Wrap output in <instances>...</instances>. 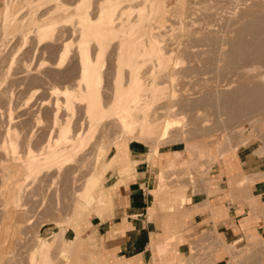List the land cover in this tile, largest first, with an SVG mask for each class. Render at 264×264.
<instances>
[{"label": "rangeland", "instance_id": "1", "mask_svg": "<svg viewBox=\"0 0 264 264\" xmlns=\"http://www.w3.org/2000/svg\"><path fill=\"white\" fill-rule=\"evenodd\" d=\"M7 1L11 6V15H16L17 18L12 22H6L8 24L5 25L0 17V30L4 31H0V132L3 131V126L7 125L6 122L8 123L10 107H14L13 113H15L17 121L23 120L26 124V130L21 133L20 137L21 143L25 142L21 144L23 147H21V153L25 156L20 154L24 156V159L26 158V151H24V148L25 145L27 146L26 141L28 140L29 142V139H27L24 133L33 129L36 135L33 137L34 139L32 138L30 140V145L33 147L34 153L38 156V153H40L44 145L47 144V141L44 140H47L48 132L51 133L48 136H54V139L52 138L53 142L58 141V129L54 127V115L58 105L60 106L58 120L62 124L69 120L73 127L70 132L72 139L70 138L68 141L63 142L64 146L67 143L66 150H68L67 152L64 150V154L60 155L57 159H60L62 156L61 159H63L65 155L69 154L74 155V159L64 166V168H61L62 170L60 169V171L55 169L57 165L54 163H43L45 165L43 168L45 167L46 170H44V168V171L40 172L39 176L37 173V175H26L27 177L25 178L24 166L21 163L17 164L16 167H19L21 170L18 179L25 185L22 191V199L19 200L16 206L9 197L2 194L3 191H1V189L4 188L1 182V173L6 171L9 166L4 167L1 163L2 160H0V232L5 226L8 227L7 240L3 246H0V264H32L31 255L33 252L38 251L37 244L39 240L41 238L46 240L49 237H54L53 235L56 233L57 228L68 227L77 212L84 211L85 208L82 207V205L87 204L84 196L88 191L92 190L93 185L96 183L95 177L99 170V167L96 168V164L99 159L101 160L103 153L110 147L103 157V160H108L114 151V144L120 148L125 146L129 140L136 141L130 137H118L120 134V127L117 119L114 117V112L120 108V102L125 95L124 92L128 88L129 78L126 76L130 77L133 71L132 66L127 63L126 51H124L123 48L117 47L116 45L118 44L120 46L121 44H126L128 40L133 39L140 40V42H147L154 39L150 35L151 32L156 31L155 34H160V37L157 39H160V41H156V43L158 45L159 43L161 44L160 47H162L160 52H163L159 53L158 56L155 55L158 58L154 56L153 59V57L150 56L151 58L149 57L146 60L145 65L142 67L141 75H143L144 80L145 78L149 80L155 77V80L160 82L159 86L165 91V96L154 105H148V107H150V118L154 120V122L149 121L146 123L144 131L149 138L144 141L143 139L138 140L142 141V143L144 142L147 147L152 150L155 149L154 147L156 146L154 150L156 154H158L159 148L178 149L170 154H166V162L160 173V182L159 173L157 175L158 186L152 190H157L156 195L158 197L162 194V196L167 198H175L179 188L185 192L182 200L186 199L185 194H187L189 189H193V191L207 190L210 194L214 192L216 189L211 190L213 184L216 183V180L222 181L220 175H214L218 173L219 170L217 165L221 164L220 154L223 151L224 159H227L231 151L237 148L236 146L234 148L235 142L238 147L248 144H253V147L259 146L262 152H264V103L260 105V110L259 107L257 108L260 113L255 110V112H251L249 115L244 114L243 116L241 115L240 118H238L239 116L237 118L235 117L234 120L222 106L216 103L185 108L180 104V100H177L184 95L190 97L194 92L201 90L206 79H210V81L206 80L207 82L205 83H210L215 79H212V77H216L213 75H217V71L211 72L210 70L199 68L204 62H201L203 60V52L202 57H200L201 53H195L198 51V48L199 50L201 49L200 52L203 51L202 48L204 45H196L197 47L195 45L192 46L191 44L194 43L192 37L195 38V34L189 35L191 33L187 30L189 26L195 28L202 23V19H200L201 12H199L202 9L201 0H177V4H175L176 0H156L153 8L150 6L151 2L149 0H139L141 4H139V1H136L134 4L136 8L133 5L132 8L127 7L119 11L120 16L115 19V22L119 24V27L122 23L125 25L121 28L116 27L114 29L120 36L117 34V38L111 37V39H109L110 41L108 40L110 43L107 42L108 44L106 43L107 45L104 47V49H106L104 50L105 52L101 61V77L96 90L98 106L99 108H104L106 111L105 117L102 119L98 109L90 115L87 114L86 111L84 112V105H86V103L80 101L76 102V107L72 110L67 109L64 105L65 95L63 89L66 85L70 88L71 86L76 87L75 85L77 84L75 83L79 82V79H76L79 78L78 71L80 70V60L78 61V46L81 39L77 37L80 31V26L76 23L78 12H82L80 10H83L82 8L88 4L92 15L90 16L94 18L98 15L100 9L107 3L106 0H85L87 2L89 1L87 4H82L81 0H59L54 2L53 0ZM230 1L231 0H229V2ZM238 1L240 0H235V2ZM229 2L227 1L225 5L232 8L233 4H229ZM52 5L54 6L52 7ZM236 5H234V9ZM240 5L241 4L237 6ZM139 7L144 9V12H141L142 18L139 16L140 12L137 10ZM177 7L180 8L178 9ZM175 8H177V11ZM233 8L229 10H234ZM151 9H153V16L151 15ZM196 12H198V15L195 14ZM143 13L147 14V17H145L146 15L144 14V16ZM44 14L46 16H44ZM65 17L72 18L66 21L64 19ZM198 18L200 22H198ZM117 19H121V21H116ZM51 20H58V24H56L55 28V31L58 32L54 31L53 36L41 39L37 35V26ZM65 23L67 24L65 25ZM169 24L170 26L168 27ZM67 25H70V27ZM24 26H28L27 29L24 30ZM152 26L158 27L153 28ZM59 27L61 28L60 30L58 29ZM71 29L74 31L72 32ZM187 31L188 34H185ZM23 34H26V38L23 37ZM161 34L164 36H161ZM54 36L57 37L55 38ZM187 37L192 43L189 42ZM186 38L190 43H188L189 46H187V48L190 47L191 49L189 48L188 53L186 48L187 51L185 50V52L189 55L184 54L181 50L182 48H180L183 46L181 45L182 41H184V39L186 40ZM165 44L166 47L164 48L163 46H165ZM66 45H68V52L63 54L62 51ZM95 47H97V43L93 42V44H91L92 54L97 52V48ZM226 47H228V45H226ZM190 54H193L194 57ZM147 56L148 55H146V57ZM194 58L197 60H194ZM115 61L117 62L116 64ZM140 63L141 62L138 63L137 60L133 65ZM196 63H198V66H196ZM192 64H194L195 67ZM190 65L193 66L194 70ZM234 66L237 67V65ZM187 67H190L191 71L187 69ZM196 67L198 68L195 69ZM236 67L232 68V70L231 68L222 69L224 72H228L225 73L226 76L223 75L222 78L228 77L224 78L226 80L235 79L234 76L236 77L237 75L232 71L236 72ZM226 69L230 71H225ZM203 70L210 72L205 73ZM103 71L105 73L104 75ZM219 72L221 71L219 70ZM125 79H128V81H125ZM124 82L127 83L124 84ZM235 84L237 85V83L234 82L231 86L235 87ZM111 87L115 89L111 90ZM232 87H230V89ZM112 92L119 93H114L115 95H113ZM146 92L150 93V90H146ZM187 93L190 94L188 95ZM200 93L198 92L199 96ZM112 95L115 98H113L114 100L112 99ZM195 95L197 94L194 93L192 96ZM146 96L147 94L144 95V97ZM27 108L30 109V111ZM137 113L142 115L141 110H138ZM14 119L16 120V118ZM2 121L4 123H2ZM154 123L157 124V129L155 131L151 129ZM79 132L81 134L83 133V137L78 136ZM226 134H231L232 136ZM227 136L230 137V141L227 140L229 139ZM1 137L2 136H0V158L2 152V157L5 155L1 146ZM74 139L76 141L79 139V143L77 142L76 144ZM42 140L45 143H43ZM242 140H245L246 143H243ZM69 142H71L70 146L72 147H68L70 144ZM42 144L43 147L40 148ZM101 148H104L103 153H101ZM42 161L43 160L38 162ZM52 166H54V169ZM35 168L36 167L33 168V172ZM106 175L107 178L104 180L103 187L108 179V172ZM228 182L232 186L231 179L228 180ZM234 200L237 199L234 198ZM6 203H9V207H6ZM234 226L237 232L236 224H234ZM241 237L243 238L241 239ZM234 240L236 241L235 244H233ZM180 241H182L181 237ZM230 244L233 245L232 249H235V253L238 254L235 259L228 253L227 247H230ZM168 252L171 254V251ZM59 253L62 257L66 258L67 253L63 250L59 252V242H56L51 251L52 257L54 258L53 264H56L55 260L57 258H55V256L57 257ZM217 254L220 256L224 255L225 258L219 264H264V236L260 235L258 232H251V230H245L242 235L232 238L229 237L228 240H226L220 231H215V235L193 236L188 251L185 253L177 252V254L168 258L167 263L216 264L218 261V259H216ZM162 260L163 259L160 257L158 258L159 262H162ZM155 261L158 262L157 259ZM48 263L49 262L46 261V263L44 262L41 264Z\"/></svg>", "mask_w": 264, "mask_h": 264}, {"label": "bare ground", "instance_id": "2", "mask_svg": "<svg viewBox=\"0 0 264 264\" xmlns=\"http://www.w3.org/2000/svg\"><path fill=\"white\" fill-rule=\"evenodd\" d=\"M54 1H59V0H53V2ZM81 1H82L81 2L82 4H87L89 2V1L87 2L85 0H81ZM136 1H139V0H106L107 3L100 9V12L98 13L97 16L95 15L96 17H94V18L91 17L92 15H91L90 8H89L88 4L82 8L83 10H80L82 12H80V13L78 12L76 23H78V25L80 26V28L78 27L80 29V31L78 33L79 36H77V37H79L81 39H80V43L78 46L79 56L77 55L79 58V59L77 58L78 61L80 60V70L78 69L79 70L78 71L79 72V78H76V79H79V82L75 83V84H77V85H75L76 87L71 86V88H70L69 86L66 85L65 88L63 89L64 95H65V98H64L65 104L64 105L67 109L72 110L74 107H76V102L80 101V102L86 103V105H84L85 106L84 112L86 111L87 114L90 115L91 113L96 111V109H98L100 111L101 119L103 117H105L106 111L104 110V108H99L98 102H97V96H96L97 86L99 84V80L101 77V61H102L103 54L105 52L104 50L106 49V48L104 49V47L108 43H110V42H108V40L111 39V37H116L119 35L118 33H116V31H114V29L116 27H119L118 26L119 24H117V22H115V19L120 16L119 11L123 10L127 7L132 8ZM145 1H148V0H145ZM149 1L151 2L150 6H152V8H153L154 4L156 3V0H149ZM227 1L229 2V0H201V3H202L201 8L202 9H201V11H199V12H201V16L200 15L199 16H200V19H202V23H200L195 28H193L189 25H188L189 28H187V30H189V33H191L189 35L195 34V38L192 37L194 43L191 45L192 46L193 45H195V46L196 45H204V47L202 48L203 51L200 52L201 49L199 50V48H198L197 52L195 51L196 52L195 54H197L198 52H199V54L201 53L200 57H202V52H203V60L201 58L197 57L198 59L202 60L201 62L204 61L203 65H201L202 64L201 62H199V63H201L200 64L201 66L199 68H202L205 70H210L211 72L217 71L216 72L217 75H213L216 77H212V79L213 78H215V79H213V80L211 79L212 81L210 83L209 82L205 83L207 81H210V79H208V80L206 79L207 81L205 80L204 84L202 83L203 88L201 87V90L194 92L197 95L192 96V95H194V93L192 95H190V97L187 95H184L177 100H180V104L182 105V107H185V108H191L193 106H200V105H205V104L216 103L217 105L222 106L235 120V117L237 118L239 116L238 118H240L241 115L242 116L244 114L249 115V113L255 112V110L259 112L260 105H263V103H264V0H240L238 2H235V0H231L229 2V4H231V3L233 4L232 8L234 7V5H236V3H237V5L241 4L240 6L236 5L235 9L233 8L234 10H229L232 8L225 5ZM139 4H141V2ZM175 4H177V0H176ZM178 5H180V4H178ZM53 6L54 5H52V7ZM137 6H139V5H137ZM135 8H136V6H135ZM177 8H175L176 11H177ZM137 10L140 12L139 16H141V18H142L141 12L144 9L142 7H139V8H137ZM173 10H174V8H173ZM199 10H200V8H199ZM97 11H98V9H97ZM47 12H49V11H47ZM125 12H127V11H125ZM133 12H134V10H133ZM152 12H153V9H151V15L153 16ZM224 12H226V13H224ZM62 13H60V14H62ZM145 13H143V15ZM148 13H149V11H148ZM193 14H194V12H193ZM195 14L198 15V12H196ZM57 15H59V14H57ZM145 15L144 16L147 17V14H145ZM44 16H46V15L44 14ZM174 16H176V15H174ZM0 17L3 20L5 25L8 24L6 22H8V21L12 22L17 18L16 15H11V6L9 5L7 0H0ZM145 17H143V18H145ZM71 18L65 17L64 19L66 21H68ZM118 20L121 21V19H117L116 21H118ZM178 20H179V18H178ZM198 20H199V18H198ZM122 21H124V20H122ZM57 22H58V20H51V21H48L46 23H41L36 28L37 35L41 39L53 36L55 28H56V24H58ZM198 22H200V20ZM192 23H195V22H192ZM66 24L67 23H65V25ZM68 24H70V23H68ZM186 24H187V22H186ZM124 25L125 24L122 23L119 28L123 27ZM190 25H192V24H190ZM67 26L70 27V25H67ZM169 26H170V24L168 25V27ZM27 27H25L23 29L25 30V29H27ZM60 27L58 28L59 30L61 29ZM155 27H158V26H155ZM155 27H153V28H155ZM62 28H63V26H62ZM167 30H169V29H167ZM71 31H72V29H71ZM169 31H171V30H169ZM55 32H58V31H55ZM155 33H156V31L151 32V34H150L151 37L154 38L155 40L152 39L151 41L140 42V40L133 39V40H128V42L126 43L127 46H126V44H123V45L121 44L120 46H119V44L116 45L117 47L123 48V50L126 51L125 53L127 55V59H126L127 63H128V65L132 66V69H133V71L130 74V77L126 76L127 78H129V83H128L127 90L126 91L124 90L125 95H124L122 101L120 102V108L114 112V117L117 119V122L119 123V127H120V134L118 135V137H130L131 139H134V140L143 139V141L145 139H148L149 137L145 134V131H144L145 127H146V123L149 121L154 122V120H152L150 118V114H149L150 107H148V105H154L157 101H160L161 98H163L165 96V91L163 90V88H161L159 86L160 82L156 81L155 77H153L149 80H147L145 78V80H144L143 75H141L142 67L145 65L146 60L150 56H152L154 59L155 55L158 56L159 53L163 52V51L160 52V49L162 47V46L160 47L161 44L159 43V45H158L156 43V41H160V39L157 40L158 37H160L159 36L160 34H158V33L155 34ZM185 34H188V31ZM0 35H1V33H0ZM23 35H24L23 37L26 38V34H23ZM161 36H164V35L161 34ZM62 37H63V35H62ZM69 37H71V36H69ZM187 38H186V40L184 39V41H182L181 45H183V46L180 47V48H182L181 50L184 52V54L189 53L190 47L187 48V46H189V44L192 43V41H190L188 38V40L190 42L189 43L187 41ZM161 41H163V40H161ZM57 42H58V38H57ZM62 42H63V40H62ZM93 42L97 43V47H95V48H97L96 49L97 52H95L94 54H92V51H91V44H93ZM148 42H150V43H148ZM226 45H228V47H226ZM63 47H64V45H63ZM163 47L165 48L166 44ZM174 48H172V49H174ZM186 48L188 50V53L185 52ZM116 51H117V49H116ZM166 51L170 52L169 50H166ZM62 52H63V54H66L68 52V45H66L65 48H63ZM117 53H119V52H117ZM190 53H191V51H190ZM146 55H148V56L146 57ZM190 55L192 57H194L193 54H190ZM157 56H155V58H158ZM189 58H190V56H189ZM137 60H138V63L139 62H141V63L133 65ZM191 60H193V59H191ZM194 60H197V59L194 58ZM116 63L117 62L115 61V64ZM193 63H194V61H193ZM192 65L194 66V64H192ZM234 65H237V67ZM193 66L190 65V67L192 69H193ZM196 66H198V63H196ZM190 67H187V69L190 70L191 69ZM234 67H236V72L235 71H232V72H234L235 75H237L236 76L237 78L235 76H234L235 79H232V80L224 79V78H228V77L222 78L223 75L226 76L225 73H228V72H224V70H222V69L231 68V70H232V68H234ZM197 68L198 67H196L195 69H197ZM111 69H113V68H111ZM205 70H203V72ZM219 70L222 73L223 72L224 73L222 74L221 72H219ZM227 70L228 69H226L225 71H227ZM105 71H106V69H105ZM210 71H208V72L205 71V73H209ZM228 71H230V70H228ZM78 72H77V74H78ZM104 74L105 73L103 71V75ZM110 76H111V74H110ZM230 79H231V77H230ZM125 81H128V79L127 80L125 79ZM234 82L237 83V85L235 84L236 86L232 87L231 85H232V83L234 84ZM125 83H127V82H124V84ZM110 86H112V85H110ZM230 87H232L233 89L232 88L230 89ZM113 89H115V88H113ZM113 89L111 87V90H113ZM146 90H150V93H147ZM116 91H117V89H116ZM198 92L199 93L201 92L200 96H199ZM97 93H98V91H97ZM112 93H113V95H115L117 92L116 93L112 92ZM146 94H147V96L144 97V95H146ZM187 94L189 95L190 93H187ZM98 97H99V94H98ZM113 98H114V96L112 97V99ZM118 98H119V96H118ZM113 105H115V104H113ZM11 107H10V113H8L9 114L8 123L6 122L7 125L3 126L4 129H2L3 130L2 132H0V134H1L0 136H2L1 137V146H2L4 154H5L2 157L3 152L1 151L2 152V154H1L2 159L0 158V160H2L1 163L3 164L4 167L9 166V168L6 171H3L1 173V182H2V185L4 188V189H1V191H3L2 194L4 196L9 197L11 199L12 203L13 204L15 203L14 205L16 206L18 204L19 200L22 199V191H23V188L25 185L24 183L20 182L21 180L18 179L20 176L21 170L19 167H16L17 164L21 163L24 166V169H25L24 178L27 177L26 175H32V174L37 175V173L39 176L40 172L46 170L45 167H44L45 169L43 168V166H45L43 163H46V162H47L46 164H50V163L56 164L57 166L55 165L56 166L55 169L60 171L61 168H64V166H66L68 163H70L71 160L74 159V155L69 154V153H68L69 155L64 156V158L67 156L65 159L64 158L61 159L63 156L60 158L61 160L57 159V158H59L60 155L64 154V150H66V148H67V146H66L67 143L64 146L63 142L68 141L70 138L72 139L70 132H71L73 126L71 125V122L69 120L67 122H65L64 124H62L58 120V112H59L60 106L57 105L56 112L54 115V124H55L54 127H56L58 129V135H57L58 141L53 142L52 138L54 136L53 137H51L52 135L48 136L49 134H51L50 132H48L47 140L46 139L44 140V141H47V144L44 145V147H43V144H42V146H40V148L41 147H43V148L41 149V152L38 153V156H37L33 151V147L30 145V140L33 137H35L36 132L33 129L29 130L30 132L26 131L27 133H24V134L27 136V139H29V142H28V140L26 141L27 146L24 144L25 145L24 151H26V158L24 159L23 157L25 155L23 153H21V147H22L21 144H23L25 142L21 143L20 137H21V133L25 132V130H26L25 129L26 124L24 123L23 120L20 121L18 119L19 121H17V117L15 116V113H13L14 107H12V108ZM104 107H105V105H104ZM258 107H259V110H257ZM28 110L30 111V109H28ZM138 110L142 111V115L137 113ZM254 114H256V113H254ZM18 116H19V114H18ZM14 118H16V120ZM256 119H254V120H256ZM258 121H259V119H258ZM4 122H5V120H4ZM4 122L2 121V123H4ZM0 124H1V122H0ZM250 124H252V123H250ZM156 125L157 124L154 123V125L151 126V129H153L155 131L157 129ZM34 126H35V124H34ZM231 132H232V130H231ZM80 134L81 133L79 132L78 133L79 137L82 136L83 133L81 135ZM25 135H24V137H25ZM226 135H229V134H226ZM229 136H227V138ZM262 137H263V135H262ZM78 140L77 141L75 140L76 144H77V142L79 143ZM227 140L230 141V137ZM42 141H41V143H42ZM44 141H43V143H45ZM239 142H241V141H239ZM242 142L246 143L245 140H242ZM69 143L70 144L68 145V147L71 145V142H69ZM231 146H232V144H231ZM235 146L238 147L236 145V142H235L234 148H235ZM70 147H72V146H70ZM40 148H39V150H40ZM154 148L156 149V146ZM101 149H102L101 153H103L104 148H101ZM155 149H153V151ZM229 149H230V147H229ZM67 150H66V152H67ZM22 152H23V150H22ZM20 153L23 154L24 156L21 155ZM223 153L224 152L222 151V153L220 154V157H224ZM41 160H43V161L38 162ZM100 165H101V160L99 159L98 163L96 164V168L100 167ZM34 167H36V168L34 169V172H33ZM52 168L54 169V166H52ZM246 179H247V177H246ZM242 181H244L243 178L240 181V183ZM90 192L91 191H88L86 194L84 193L85 194V196H84L85 201L87 203L93 199ZM152 193L157 194V190H152ZM183 196H184V191L179 188L177 196H175L174 199L182 200ZM6 207H9V203H6ZM7 229H8V227L5 226L4 229L1 230V232H0V246H3L5 241L7 240V236H8ZM64 231L65 230H61L59 232H56L53 235L54 241H60L62 236H63ZM242 238L243 237H241V239ZM179 241H180V237L177 235L168 236L165 239H163L162 241H160L159 247L165 248L166 251H171V254H169V252H167V254H165L166 256H165V258H163L162 262L161 261L159 262L158 260H157L158 262H156L153 260L154 261L153 264H168L167 260H168V258H170L174 255ZM238 241H239V238H238ZM235 242L236 241L234 240L233 244H235ZM49 243L50 242L41 238L37 244V248L39 250L42 248L44 249L47 245H49ZM232 247H233V245L230 244V247H227V250L229 251L228 253H230L231 256L235 259L236 255H238V254L235 253V249H232ZM46 254H47L46 252L40 253L38 256V251L33 252L31 255L32 264H40L42 262V260H44L46 258ZM221 257H224V255H221V256L219 254L216 255V259H218V260ZM256 262H257V260H256Z\"/></svg>", "mask_w": 264, "mask_h": 264}, {"label": "crops", "instance_id": "3", "mask_svg": "<svg viewBox=\"0 0 264 264\" xmlns=\"http://www.w3.org/2000/svg\"><path fill=\"white\" fill-rule=\"evenodd\" d=\"M114 147L108 160L103 157L110 147L101 157L90 192L93 199L82 205L87 209L77 212L68 227L57 228L56 232L65 230L60 241L46 239L49 245L38 249V256L47 253L41 263L53 264L56 242L59 252L67 253L66 258L55 256L56 264H153L165 258L168 251L159 242L168 236L182 238L174 255L187 252L193 236L215 231L226 240L245 230L264 236V152L259 146L241 145L227 159L220 157L214 175L222 181L211 187L216 190L210 194L189 189L185 200L151 193L158 186V173L160 182L166 154L178 149L159 148L156 154L138 140Z\"/></svg>", "mask_w": 264, "mask_h": 264}]
</instances>
